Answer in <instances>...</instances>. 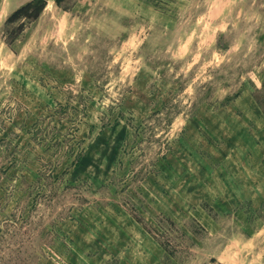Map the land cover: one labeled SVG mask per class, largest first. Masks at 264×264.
Returning <instances> with one entry per match:
<instances>
[{
    "label": "rangeland",
    "instance_id": "1",
    "mask_svg": "<svg viewBox=\"0 0 264 264\" xmlns=\"http://www.w3.org/2000/svg\"><path fill=\"white\" fill-rule=\"evenodd\" d=\"M29 1L0 0V264H264V0L6 22Z\"/></svg>",
    "mask_w": 264,
    "mask_h": 264
},
{
    "label": "trees",
    "instance_id": "2",
    "mask_svg": "<svg viewBox=\"0 0 264 264\" xmlns=\"http://www.w3.org/2000/svg\"><path fill=\"white\" fill-rule=\"evenodd\" d=\"M45 6H46V0H31L28 3H26L25 5L16 9L8 17L6 22L12 23L21 17L28 18L30 20H34L41 14V12L45 8ZM14 33H15V35L13 36V38L16 39L18 37V34L21 32L18 30V32L14 31ZM263 112H264V110H263ZM13 251H16V250H13ZM3 262H1V263H3Z\"/></svg>",
    "mask_w": 264,
    "mask_h": 264
}]
</instances>
